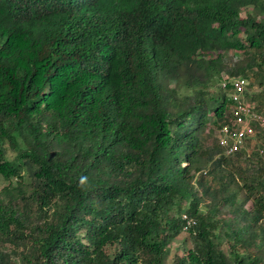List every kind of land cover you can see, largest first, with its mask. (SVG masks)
I'll return each instance as SVG.
<instances>
[{"label":"trees","instance_id":"trees-1","mask_svg":"<svg viewBox=\"0 0 264 264\" xmlns=\"http://www.w3.org/2000/svg\"><path fill=\"white\" fill-rule=\"evenodd\" d=\"M255 65L264 0H0V264H264V154L206 144Z\"/></svg>","mask_w":264,"mask_h":264},{"label":"built area","instance_id":"built-area-1","mask_svg":"<svg viewBox=\"0 0 264 264\" xmlns=\"http://www.w3.org/2000/svg\"><path fill=\"white\" fill-rule=\"evenodd\" d=\"M228 77V76H227ZM230 83V98L232 106L229 109L227 120L216 131V138L223 155L232 156L237 152H245L247 144L257 133L264 129V113L256 109L254 102L248 99L246 90L248 80L242 76L223 78L222 87ZM258 154H264V144L257 149ZM183 231L191 230L197 221L194 217L183 213Z\"/></svg>","mask_w":264,"mask_h":264},{"label":"rangeland","instance_id":"rangeland-1","mask_svg":"<svg viewBox=\"0 0 264 264\" xmlns=\"http://www.w3.org/2000/svg\"><path fill=\"white\" fill-rule=\"evenodd\" d=\"M248 12L249 13L253 12L252 14H255L256 20H260L263 17L262 12L252 11L251 6H249V7L247 6L245 9H243V11H241V16H245V14H247ZM241 37L243 38V35H241ZM252 51H253V49H248L247 51L239 50V51L228 52L226 54V57L228 60L226 62L224 69L230 70V68H234L236 65H239V64L243 65L248 59V56H249L248 52H252ZM260 61L261 60L259 58L258 63ZM261 70H263V67L261 69V68H259V66L255 65V67L251 71H254L255 74H257V73L264 74V70L263 71H261ZM225 72L226 71H224L222 73V76H223V78L224 77L228 78L227 73H225ZM248 74H249L250 80H251V82H253V84H251V88L249 86L247 87L246 94H247L248 98L251 95L254 96V99H255L254 103H255L256 107L258 105L260 110H262L264 112V92L261 91L262 88H264L263 83H262V80H263L262 77L263 76L260 74L258 76H256L254 73H251L250 71H248ZM207 129L208 130L210 129L209 131L211 133L210 136L206 140V144L209 146V145L215 144V142H216L215 137H216L217 127H216V125L212 124V120L206 124V130ZM261 144H264V132L257 133V135L254 138L249 140V142L247 144V152L251 155L249 160H255L258 157L255 154V152H257V149ZM243 160H244V158L240 162V164L242 166H244L246 164V162ZM5 185L6 184L0 179V190ZM240 192H242V191H240ZM250 207H251V201L250 202L248 201L246 203V208H250ZM224 210L225 211H224L223 216L228 220L230 217H232V214L229 213L230 208L228 207V208H225ZM191 246H192V240L187 236V234L181 233L179 236H177L176 238L173 239V241L170 245V248H169V255L165 261V264H171V261H172V259L176 253H178L180 255L184 254L185 252H187V250L189 248H191ZM6 247H8V246H6ZM226 247H227V244L223 243L222 248L224 251L226 250ZM260 254L263 256V259H264V251Z\"/></svg>","mask_w":264,"mask_h":264},{"label":"clouds","instance_id":"clouds-1","mask_svg":"<svg viewBox=\"0 0 264 264\" xmlns=\"http://www.w3.org/2000/svg\"><path fill=\"white\" fill-rule=\"evenodd\" d=\"M82 182H83V180H82ZM195 218V217H194ZM196 219V218H195ZM182 231H183V229H182ZM184 232H187V231H184Z\"/></svg>","mask_w":264,"mask_h":264}]
</instances>
